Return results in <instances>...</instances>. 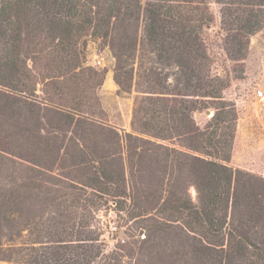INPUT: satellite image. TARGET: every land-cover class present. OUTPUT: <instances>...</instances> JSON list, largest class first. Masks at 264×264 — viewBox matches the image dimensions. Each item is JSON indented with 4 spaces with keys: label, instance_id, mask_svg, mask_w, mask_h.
<instances>
[{
    "label": "trees",
    "instance_id": "1",
    "mask_svg": "<svg viewBox=\"0 0 264 264\" xmlns=\"http://www.w3.org/2000/svg\"><path fill=\"white\" fill-rule=\"evenodd\" d=\"M215 2L220 5L225 61L240 62L249 36L264 23V0ZM139 21L141 41L154 59L148 60L145 87L138 90L142 95L133 110V134L103 123L91 93L102 83L103 74L84 65L83 39L107 36L112 23ZM214 21L210 0H0V110L16 107L36 116L41 109L35 100L39 80H53L55 88L68 95L72 83L75 97L70 103L58 107L43 102L42 108L56 114L58 124L72 123L78 129V137L66 140H54L58 137L51 129L42 140L48 150H58L53 157L59 168H65L61 164L66 159L73 165V173H59L67 181L61 187L69 193L49 190L43 198L59 209L57 218L43 223L31 245L0 247L1 260L96 264L102 253L99 233L84 215L75 211L68 215L75 199L82 197L78 194L68 203L66 197L75 193L69 190L82 186L91 190L90 204L114 202L130 217L142 216L147 230L143 249L149 253L166 250L174 260L185 257L186 264H264V177L226 164L237 110L224 96L230 71H216L205 36ZM124 36L111 43L116 58L113 77L121 90L130 84L127 58L139 41L137 35ZM205 110L213 112L201 125L194 113ZM126 161L139 166L141 186L127 183ZM18 184L0 199V221L24 208L26 186ZM190 186L194 200L187 192ZM155 207L164 222L147 216ZM172 240L175 245L169 243Z\"/></svg>",
    "mask_w": 264,
    "mask_h": 264
},
{
    "label": "rangeland",
    "instance_id": "2",
    "mask_svg": "<svg viewBox=\"0 0 264 264\" xmlns=\"http://www.w3.org/2000/svg\"><path fill=\"white\" fill-rule=\"evenodd\" d=\"M210 7L214 13L215 21L210 29L205 30V36L210 53L216 60L214 65L216 71L220 74H224V69L230 71L231 81L224 90V96L234 102L237 110L231 156L226 164L232 168L264 177V106L254 96L256 88L264 89V23L260 29L249 36L248 48L242 61L237 63L225 61L221 40L224 31L220 26V5L215 0H210ZM142 32L140 21L138 23L117 22L112 23L107 36L101 38L86 36L83 39L84 65L103 74L102 83L91 92L97 98L103 123L121 132L133 134H135L132 129L133 110L142 95L138 90L141 89L139 87H145L144 77L148 74L151 64L148 60L154 59L153 54L146 49L145 44L141 41ZM125 34L137 35L139 41L136 52L127 58V61L130 62L127 67L132 68V75L129 77L130 84L126 86V90H123L124 88L121 90L113 77L116 58L112 52L111 43L124 40ZM28 63L31 62L28 61ZM29 65L31 66V64ZM153 65L157 66L158 64L153 63ZM240 68L243 69V72L240 71ZM36 75L45 77V73L42 72L41 76L37 73ZM171 78L170 76L168 80L171 81ZM55 86L53 80L48 83L45 80H39L37 83L35 89L37 98L35 100L40 104L41 109L39 113H36V116L25 110H18L16 107H13L11 111L7 110V112L0 110V199L5 190H11L14 184L13 188H16L20 182L26 186L22 212L14 211L10 218L0 221V247L3 248L13 245L12 243L20 245L26 242L27 245H31L30 241L35 233L42 228L43 223L51 220L54 216L57 218L59 212L56 206H48L46 201L43 202L44 196L48 197L57 192L69 193L61 187L67 181L59 173H73V165L70 164L69 159L66 161L62 159L63 164L61 165L65 168H59L55 164L57 159L54 160L58 150L55 147L48 150L42 143V140L49 136L48 131L51 129L56 131L55 135L58 137H54V140L78 137V129L74 124L60 125L56 122V114L42 108L43 102L48 104L47 106L61 107V105L70 103L71 96L75 97V87L72 83L69 84L71 91L69 95L60 92ZM90 104H93L94 107L95 100L90 101ZM205 111L194 113L195 120L201 125L210 117ZM95 116L99 118L98 115L95 114ZM56 124L60 126L59 129ZM79 133H82L81 130ZM142 136L151 138L146 135ZM15 155H19L24 160L15 158ZM22 163H26V165L24 166ZM155 166L153 165V169L157 168ZM39 171L41 179L44 181L42 187L38 186L40 185ZM125 173L128 184L141 186L144 179L139 176L140 170L137 163L130 166L126 161ZM21 175H26V178L23 179ZM33 176L34 179L31 178ZM150 181L153 183L152 180ZM49 190L51 193L47 194L46 192ZM69 191H75V193L66 197L68 203L74 197L79 196L78 194L82 197L75 199V206L70 208L68 215L73 214L74 211L79 215H84L85 217H83L89 218L91 222L90 228L99 233V243L103 254L101 253L96 264H186L185 257L174 260V256L168 257L166 250L159 251L158 255H155L153 251L149 253L143 249L147 230L141 223L142 216L130 217L126 209L119 208L114 202L100 201L90 204L89 200L92 195L88 188L76 186ZM187 192L194 200V188L190 186ZM83 199L86 204L82 203ZM151 214L158 217L159 221L164 222L157 207L152 208L147 216L150 217ZM24 221L26 227L22 226ZM180 236L182 239L188 240L186 235L185 237L182 234ZM9 237H13V240L10 241ZM170 238H172L171 233ZM169 243L175 245L176 241L172 240V243ZM1 249L0 254L2 253ZM0 264L12 263L0 259ZM187 264H195V262L190 261Z\"/></svg>",
    "mask_w": 264,
    "mask_h": 264
},
{
    "label": "built area",
    "instance_id": "3",
    "mask_svg": "<svg viewBox=\"0 0 264 264\" xmlns=\"http://www.w3.org/2000/svg\"><path fill=\"white\" fill-rule=\"evenodd\" d=\"M100 62V61H98ZM254 96L256 98V100L264 106V89L263 88H256L254 91Z\"/></svg>",
    "mask_w": 264,
    "mask_h": 264
},
{
    "label": "water",
    "instance_id": "4",
    "mask_svg": "<svg viewBox=\"0 0 264 264\" xmlns=\"http://www.w3.org/2000/svg\"><path fill=\"white\" fill-rule=\"evenodd\" d=\"M205 113H206L207 115H211V114H212V112L209 111V110H206Z\"/></svg>",
    "mask_w": 264,
    "mask_h": 264
}]
</instances>
